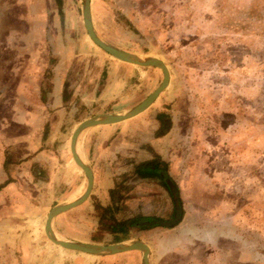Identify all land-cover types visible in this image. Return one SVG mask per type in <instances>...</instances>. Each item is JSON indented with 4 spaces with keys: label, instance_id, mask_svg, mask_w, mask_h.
Returning a JSON list of instances; mask_svg holds the SVG:
<instances>
[{
    "label": "rangeland",
    "instance_id": "obj_1",
    "mask_svg": "<svg viewBox=\"0 0 264 264\" xmlns=\"http://www.w3.org/2000/svg\"><path fill=\"white\" fill-rule=\"evenodd\" d=\"M33 1V14L44 17L38 24L40 27L34 28V33L42 32L43 38L34 40L33 61L45 66L44 76L48 78L55 73L56 84L64 75L67 81L78 84V90L92 94L96 87L97 92L106 87L114 97L105 103L109 96L100 100L99 94L90 107L93 114L88 112L86 116L100 115L117 103L119 108H125L129 101L137 104L160 84L162 75L158 69L118 61L91 43L82 24L81 0ZM89 12L93 30L103 42L141 58L160 60L165 65L167 87L144 111H165L171 115L187 135L174 139L177 148L203 145L200 159L211 162L219 156L224 160L215 167L226 173L220 178L228 180L212 179V191L217 194L211 199L217 201L218 208L212 214L213 219L236 224L233 228L239 232L241 244L248 245L254 253L253 264H264V0H90ZM50 69L54 70L52 74ZM121 82L123 88L119 95H114L116 86L122 87ZM85 112L81 108L79 115L84 117ZM50 113L52 120V110ZM79 115L75 122L81 119ZM204 128L215 132L202 134ZM8 137L10 141L11 136ZM219 142L227 146L223 156L213 153L211 148ZM7 143L3 140L0 147H10ZM66 154L64 150L55 155L56 167L65 168L60 159H65ZM226 161H238L241 167L224 166ZM184 176L178 177L183 197L189 188L180 183L186 181ZM71 177L66 189L54 184L48 189L40 183L33 186L34 206L28 216L29 227L36 229L40 225L44 211L55 203L59 191L79 187L81 181L75 175ZM123 179L115 184L117 199L111 206L117 220L125 219L128 214L123 199L135 200L141 194L136 189L132 191L136 184L131 176ZM149 186L157 190L156 186ZM222 191L225 197H220ZM83 208L85 205L79 214L67 219L65 229L71 232L64 231L63 224H52L58 238L70 240V236H76L94 244L144 238L139 233L142 228L135 225L127 226L125 232L110 233L101 225L111 224L110 219L103 218L96 208L90 207L88 211ZM140 209L143 210L141 206ZM158 211L159 220L170 219L172 210L167 214L165 207L159 206ZM153 227L156 229L148 233L150 236L164 228L156 224ZM31 237L28 242L33 246L25 248L29 263L33 261L31 264H36L39 257L49 258L50 264H140L141 253L137 250L90 255L48 243L43 235L36 245V236L32 233ZM16 248H9L14 251L12 257L15 254L21 258Z\"/></svg>",
    "mask_w": 264,
    "mask_h": 264
},
{
    "label": "crops",
    "instance_id": "obj_2",
    "mask_svg": "<svg viewBox=\"0 0 264 264\" xmlns=\"http://www.w3.org/2000/svg\"><path fill=\"white\" fill-rule=\"evenodd\" d=\"M34 7L33 0H0V143L4 140L10 145V147H0V199L2 200L0 202V264L33 263L32 260L29 263L25 253V248L31 245L28 241L33 239L32 233L38 240L36 245L41 241L42 235L48 243L50 242L43 232L47 211L55 204L73 201L83 192L85 186L82 172L70 158L67 135L69 134L70 137L81 121L94 116H86V114L88 112L93 114L90 107L94 100H98L99 94L100 100H105V97L109 96L105 103L114 98L106 87L98 92L96 87L92 94L90 91L78 90V84L67 81L64 75L56 84H54L55 73L48 78L44 76L45 66L36 65L33 61L34 40L43 38L42 32L34 33V28L40 27L38 24L44 18L33 14ZM127 71L129 72L128 69ZM49 72L52 74L54 70L50 69ZM121 84L122 87L116 86L114 95L123 88L124 83ZM104 86L105 84L102 88ZM91 96L94 99H91ZM134 105L136 103L129 101L125 108H119L120 105L117 103L110 105L107 112H100L101 110L98 112L100 115L119 114ZM81 108H85L84 117H81L82 114L79 115ZM105 109H108V106L107 108L105 106ZM158 114H164L168 119L167 127L161 134L159 131L162 123L156 118ZM78 115L81 119L75 122V117ZM181 130L182 128L165 111L156 113L142 111L119 123L95 126L81 132L76 140L75 151L83 163H88L86 165L91 170L92 186L87 198L81 204L52 218L53 233H56L53 223L63 224L64 229L68 228L67 219L79 214L84 205L83 210L86 211L90 207L95 209L96 205L111 206L113 196L115 200L117 199L115 184L124 180L123 177L127 175L131 176V180L136 184L132 191L136 189L137 192H141L135 200L131 197L123 199L127 217L136 214L158 216L159 206H164L169 214L172 210V200L168 191L157 179L141 178L133 173L134 166L159 158L167 164L166 174L176 186L181 214L174 226L164 227L153 236L148 233L156 227L139 229V233L144 236L139 241L148 247L147 263L253 264L254 253L248 245L241 244L239 232L236 233L233 228L236 224L232 226L230 223H225L224 219H213L212 214L218 208H216L217 201L211 199L212 196L215 197L216 192L212 191L214 187L212 179L217 177L221 182L228 180L220 178L226 173L215 167L224 160L219 156L211 162L200 159L204 152L203 145L196 144L191 147L187 144L186 147L177 148L174 139L177 136L187 138ZM214 132V129L208 131L205 128L201 131L202 134L208 135ZM8 135L11 136L10 141L7 139ZM220 135L218 131L217 136ZM211 148L213 153L223 156L222 153L226 151L227 146L219 142ZM64 150L67 154L65 159L64 157L60 159V162L65 168L56 167L55 155L59 156V152ZM238 163L240 162L226 161L224 166L231 164L228 166L241 167V163ZM72 175H75L81 184L78 188L67 191L66 185L72 180ZM180 176L186 179L180 183H184L187 188L189 186L185 197L181 195L182 189L178 181ZM38 183L47 189L53 184L55 187L61 185L65 189L59 191L55 203L46 208L40 225L37 224L36 229H32L31 225L29 227L28 216L31 215L34 206L33 186ZM149 185L156 186L157 190ZM160 191L162 193L160 196L153 194ZM224 195V191L220 192V197H225ZM140 206L146 210L141 211ZM21 230H28L30 233L26 234L27 231L23 233ZM69 238L72 241L85 242L76 236ZM11 247L21 248V250L16 248L21 258L16 257L15 254L12 257L14 251L9 249ZM36 264H50V260L39 257Z\"/></svg>",
    "mask_w": 264,
    "mask_h": 264
},
{
    "label": "water",
    "instance_id": "obj_3",
    "mask_svg": "<svg viewBox=\"0 0 264 264\" xmlns=\"http://www.w3.org/2000/svg\"><path fill=\"white\" fill-rule=\"evenodd\" d=\"M89 1L90 0H81V17L82 24L85 30L87 38L94 44L97 48L105 52L110 57L138 67H150L156 68L161 72L162 79L160 84L149 93L142 101L134 105L132 108L119 113V114H105V115H97L90 117L81 121L72 131L69 137V145L68 150L70 154V158L73 164L82 172L85 179V186L83 192L73 201L66 203H58L49 208L45 215L44 224H43V232L45 237L53 244L58 245L61 248L67 250H73L77 252H82L90 255H111L115 253L137 250L141 253L140 256V264H148L147 263V254L148 247L145 243L139 240H129V241H121L112 244H94V243H85L78 242L72 240L60 239L53 233L51 229V220L52 218L66 210L72 209L79 204H81L88 196L91 186H92V175L90 168L83 163L76 154L75 146L76 140L81 132L84 130L100 126V125H112L124 121L126 119L132 118L135 115L141 113L145 109H147L157 98V96L167 87L168 84V72L165 65L157 59L154 58H141L139 56L121 51L105 42H103L93 30L90 12H89ZM168 189L171 191L172 199H173V214L169 220H152L149 222H143V224H156L163 227H172L174 226L179 218L181 213L180 203L177 199V192L174 190L173 185L167 181L166 182Z\"/></svg>",
    "mask_w": 264,
    "mask_h": 264
},
{
    "label": "trees",
    "instance_id": "obj_4",
    "mask_svg": "<svg viewBox=\"0 0 264 264\" xmlns=\"http://www.w3.org/2000/svg\"><path fill=\"white\" fill-rule=\"evenodd\" d=\"M57 5H59L58 1H57ZM156 118L159 120L160 123H162L161 130L159 131V133L161 134L167 127L168 119H167V116L164 114H158L156 116ZM166 168H167V164H165L163 161H160L159 158H154L148 162L140 163V164L134 166L133 167V173L137 174L141 178H155V179H157L159 181V183L168 191V193L171 197L172 203H173L171 191L168 189L166 182L169 181L173 185L174 190L176 192H177V189H176L174 182L166 174ZM110 193L112 194V191ZM177 199L179 201L178 195H177ZM114 203H115V201H114V196H113L111 206ZM179 203H180V201H179ZM111 206H109V207H101L98 205L95 206L96 209L101 211V215L103 218H107V219H110L112 221L111 224H109V223L101 224L110 233H116L117 231L125 232L127 226H131L134 224L138 227H141L142 229L143 228H149L151 226H154L155 224H149V223L143 224V222H145V221L149 222L152 220H159L160 219V218L156 217L155 215H144V216H142V215L136 214L135 216L134 215L130 216V217L125 216V219L117 220L113 216V213H112L113 208H111ZM172 212H173V205H172ZM172 214H171V217H172Z\"/></svg>",
    "mask_w": 264,
    "mask_h": 264
},
{
    "label": "flooded vegetation",
    "instance_id": "obj_5",
    "mask_svg": "<svg viewBox=\"0 0 264 264\" xmlns=\"http://www.w3.org/2000/svg\"><path fill=\"white\" fill-rule=\"evenodd\" d=\"M135 225V224H134ZM136 226V225H135Z\"/></svg>",
    "mask_w": 264,
    "mask_h": 264
},
{
    "label": "bare ground",
    "instance_id": "obj_6",
    "mask_svg": "<svg viewBox=\"0 0 264 264\" xmlns=\"http://www.w3.org/2000/svg\"><path fill=\"white\" fill-rule=\"evenodd\" d=\"M56 236V235H55Z\"/></svg>",
    "mask_w": 264,
    "mask_h": 264
}]
</instances>
